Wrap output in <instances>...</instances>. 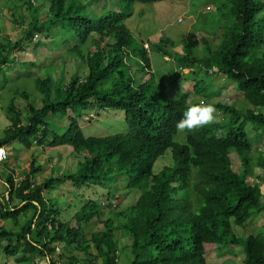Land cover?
<instances>
[{"label":"trees","instance_id":"16d2710c","mask_svg":"<svg viewBox=\"0 0 264 264\" xmlns=\"http://www.w3.org/2000/svg\"><path fill=\"white\" fill-rule=\"evenodd\" d=\"M23 1L22 9L32 19L28 25L24 24V15L13 19L21 27V35L15 41L4 35L0 42V75L20 62L12 52L32 42L39 43L34 40L36 34L60 28L78 40L79 44L74 43L69 50L78 54L89 73L85 79L74 73L61 87H56V80L49 75L38 78L36 86L43 93L40 107L28 100L25 111L14 102L8 105L10 125L0 136V145H68L73 149V165L77 164V168L74 172L61 171L63 175H55L54 171L41 183L34 179L42 170L36 162H31L19 183L9 174L5 180L8 192L0 196V219L11 220L16 226L22 215L27 220L19 230L0 226V241L7 240L0 253L21 263L43 258L47 264H119L122 252L128 264H208L206 255L219 250L227 259L235 255L228 263L264 264V231L256 235L251 232L255 217L264 211V154L254 151L264 133V16H258L264 3L225 0L233 22L220 30L222 37L213 59L205 57L202 63V58L195 56L199 43L194 32L180 42L183 53H175L176 59L181 71L192 69L186 76L194 82L197 94L202 97L209 92L210 84L201 87L199 77L202 70H211L233 81L248 104L238 108L236 101L205 100L223 117L185 131L184 138L177 141L180 132L175 123L189 106L200 101L191 103L186 93L175 100L162 101V90L152 83L154 73L148 50L144 44L141 49L135 47L125 23L136 3L161 0H120L126 6L124 11L109 10L97 18L85 14L79 1L50 0L52 14L43 21L34 0ZM226 3L218 9L223 10ZM93 33L101 43L105 39L113 42L99 45L93 52L80 49ZM66 41L71 42L69 38ZM160 41L176 44L171 39ZM133 62L150 74L149 79L141 82L136 78L131 71ZM59 78L62 80V75ZM105 109L124 111L128 132L86 136L80 119L94 122ZM91 110L96 112L95 118L90 117ZM52 114L69 120V126L62 128L64 133H59L61 128L55 122L52 129L46 120ZM249 123L253 133L247 130ZM168 150L172 159L156 171V162ZM233 152L240 158L239 170L234 167ZM73 165L70 162L67 169L72 170ZM256 168L262 173L257 175ZM255 176L253 182L248 180ZM121 181L125 188L119 186ZM66 183L77 188L71 196L73 201L82 199L80 209L73 215L76 225L62 217L54 200L44 197L54 185ZM93 186L98 190L90 197L84 189ZM132 189L139 191L137 201L118 210L122 196ZM101 197H106L111 211L106 218H102L105 206ZM96 218H102L104 229L87 238L84 227ZM236 228L244 235L239 236ZM117 230L128 234L131 243L122 246ZM236 245L245 252L242 263H238L236 251H229ZM225 260L213 264H226Z\"/></svg>","mask_w":264,"mask_h":264},{"label":"rangeland","instance_id":"374dc122","mask_svg":"<svg viewBox=\"0 0 264 264\" xmlns=\"http://www.w3.org/2000/svg\"><path fill=\"white\" fill-rule=\"evenodd\" d=\"M34 5H38V15L40 21L45 20L50 13V0H34ZM82 5L83 12L92 18L105 14L109 10L124 11L126 6L120 0H76ZM264 3V0H260ZM222 3H226L225 0H161L155 3H136L134 5L133 14L131 17L125 19L127 27L131 30L135 47L141 49L142 45L148 50L149 57L152 63V71L154 73V80L152 83L155 87L162 90L164 98L163 102L167 100H175L182 94H189L190 102L195 103L197 101H236L238 108H246L247 101L242 97V93L237 90L235 83L227 78L221 72L213 73L211 70H202L200 75L202 79L201 87H206L210 84L209 92L205 93V96H200L194 91V82L190 80V76H186L192 69L179 68V60L176 59L175 53H183L182 45L180 42L191 32L197 35L198 46L195 48V56L202 58V63L205 62V57L209 59L214 58L215 50L220 43L221 33L220 30L225 26L230 25L233 19L230 14V6L226 3L223 10H219L218 7ZM213 7L212 10H207L206 6ZM24 7L23 0H0V42L3 41L4 35L17 40L21 35V27L18 24L13 23V19L19 20L24 15V24L28 25L31 22L32 17ZM24 13V14H23ZM258 16H264V8L260 11ZM183 20L182 22L180 20ZM67 33V32H66ZM64 33L61 28L57 31L40 32L38 40L39 43L32 42L23 50H16L12 52L13 56H18L19 63H16L7 69L6 72H2L0 77V136L4 135V130L9 127L10 122L7 117V108L11 102H14L16 107L25 111L27 109L28 101L33 103L36 107L42 105L43 93L38 91L36 86V79H44L46 76H51L56 80V87H61L63 82L70 81L72 74L78 73L82 79H85L89 73V68L84 62H81L80 57L76 52L69 50V47L79 44L78 40L70 33ZM69 38L71 42L66 41ZM162 39H171L175 41V46L171 43H163ZM112 40L105 39L103 43L100 42L96 33H93L89 38L86 45H82L80 49H84L86 52L96 51L99 45L106 46ZM169 42V41H168ZM168 55V56H165ZM175 55V56H174ZM40 58L43 61H40ZM26 62V63H25ZM33 63V64H31ZM199 69L198 66H195ZM131 71L141 82L149 79L150 74L144 71L143 68L138 66L136 62L131 63ZM5 73V74H4ZM200 74V73H199ZM60 75H62V80ZM54 84V81H52ZM28 100V101H27ZM95 110V109H93ZM89 111L90 117L95 118V113ZM56 125L60 128H66L69 126V120L65 117H59L58 114H52V117H47V121H50L53 129L54 118ZM217 119H221L223 115L216 110ZM49 119V120H48ZM53 122H52V121ZM94 122L90 120L80 119L81 127L84 130L86 136L105 137L109 135H116L120 133H126L129 127L125 120V112L118 109H105L100 111L99 119H94ZM98 120V121H97ZM91 122V123H90ZM247 130L253 133V128L249 123ZM184 132H180L175 140H181L184 138ZM253 141V138L251 136ZM13 146H10L12 155L9 156V160L6 161L0 167V176L2 179L9 178V166H12L13 162L16 164L13 176L17 179L25 176V172L30 168L32 160L35 159L36 165H42V170L39 174L35 175V178H39L40 181H44L46 178L43 174H48L53 166H58L59 161H62L63 167H67V163L71 162L73 157L70 158L71 149L67 146L62 148L57 147H41L34 146V149L29 148L30 151L25 153L24 150L15 149L19 142H15ZM35 144V143H34ZM22 146V144H20ZM50 146V145H48ZM45 147V146H44ZM72 151V150H71ZM23 154V156H21ZM232 160L236 170L240 169V158L232 153ZM170 150L160 158L155 165V170L159 171L165 162L171 160ZM67 160V161H66ZM70 164V163H68ZM73 164V162H71ZM77 164L75 166V170ZM53 173V171H52ZM43 175V176H42ZM15 178V179H16ZM123 179V178H121ZM249 180V179H248ZM16 181V180H15ZM20 179L16 181L19 183ZM250 182L252 180L250 179ZM5 185V184H4ZM7 187V185H5ZM125 188V183L121 181L120 185ZM74 186L71 184L55 186L51 190L45 193L47 198H51L53 203L61 207V213L65 220H70L72 225H76V221L73 219V212L78 211L81 207L82 199L69 202L71 196H74V191L71 190ZM74 190L77 188L74 187ZM121 189V188H120ZM71 190V191H69ZM87 195L90 197L97 193L95 186L84 189ZM264 191V185H262ZM2 188L0 187V194ZM77 191V190H76ZM74 192V193H73ZM79 193V192H78ZM102 192L98 193L101 196ZM139 191L132 189L127 191L122 196L123 201L118 207V210L127 209L137 201L139 197ZM104 202L103 205L105 215L102 218H106L111 214L106 204V197H101ZM71 201V199H70ZM71 204V207H67ZM102 218H96L88 225H85V235L90 238L91 235L97 231L104 229V223ZM27 220V217L22 215L20 217V225L16 226L11 220L4 222L0 219V226L4 225L6 228L19 230L21 225ZM252 220V219H251ZM250 220V221H251ZM253 234H260L264 231V211L258 213L254 220ZM249 225V220L246 222ZM236 233L239 236L244 235V231L236 228ZM117 237L121 240L122 246L127 243H131V237L122 230H117ZM7 240L0 241V249ZM120 248V247H119ZM230 252H237L238 263H242L245 258V252L240 245L230 246ZM62 248H60L61 252ZM225 250V249H224ZM92 251L94 248L92 247ZM227 251V250H226ZM236 251V252H235ZM81 252V251H80ZM78 252V253H80ZM126 253L121 252L119 257V264H128L124 258ZM226 254L217 250L211 254L206 255L208 264L213 263H228L230 259H233L235 255H232L228 259L225 258ZM38 258L32 262H17L15 257H8L3 252L0 253V264H47V261L43 258Z\"/></svg>","mask_w":264,"mask_h":264},{"label":"clouds","instance_id":"9594fccd","mask_svg":"<svg viewBox=\"0 0 264 264\" xmlns=\"http://www.w3.org/2000/svg\"><path fill=\"white\" fill-rule=\"evenodd\" d=\"M206 9L207 10H212L213 7L208 5V6H206ZM180 21L182 22L183 20L181 19ZM86 43H85V45H86ZM144 46H145V44H144ZM63 83H64L63 86L67 85V82L66 83L63 82ZM215 122H217L215 106L213 104H210V103H207V102L201 100L199 103L192 104L191 106H189L186 109V111H184V113L182 115V118L179 119L175 123V128H176L177 132H185V131L191 132V131H193V130H195L197 128H201V127L213 124ZM2 146H5V145H2ZM5 147L7 148V146H5ZM7 150H8V148H7ZM4 155H5L4 149L0 148V159H3ZM8 159H9V150H8V158H7V160H5L0 165V167L6 161H8Z\"/></svg>","mask_w":264,"mask_h":264},{"label":"crops","instance_id":"0c3cea01","mask_svg":"<svg viewBox=\"0 0 264 264\" xmlns=\"http://www.w3.org/2000/svg\"><path fill=\"white\" fill-rule=\"evenodd\" d=\"M40 61H43L41 58H40ZM14 65V64H13ZM3 72H6V71H3ZM5 74V73H4ZM1 76H3V75H0V77ZM50 117H52V115L50 116ZM60 117V116H59ZM54 118V117H53ZM54 122H55V125H56V121H55V118H54ZM57 126V125H56ZM58 127V126H57ZM59 133H64V129H59ZM262 137H261V140L260 141H258L256 144H255V146H254V151H260V152H262L263 154H264V133L261 135ZM14 144H16V143H13V144H11V145H7V148H9L10 149V146H13ZM36 146H38V147H41L42 149H45L46 147H52V146H45V147H43V146H40V145H37V144H33L30 148L31 149H34ZM64 146H67V147H69V149H71L69 152H71V155H70V158L71 157H73V158H76L75 157V155H74V153H73V149H72V147H70V146H68V145H64ZM57 148H62L63 146H56ZM18 149V150H24L25 151V153H28V151H30L29 150V148H27V147H24L23 145L21 146L20 144H17L16 146H15V149ZM8 149V150H9ZM233 153H235V152H233ZM236 154V153H235ZM12 155V151L10 150V154H9V156H11ZM74 155V156H73ZM237 155V154H236ZM21 156H23V154L21 155ZM9 160V159H8ZM33 162L34 161H36L35 159H33L32 160ZM67 161V160H66ZM75 161V160H74ZM74 161H73V159H72V161L71 162H73V164H74ZM241 162V161H240ZM10 163H12V166H9L8 167V169H9V173L8 174H14V171L13 170H15L16 168H15V166H16V164L15 163H13L12 161L11 162H9V164ZM58 163V166H53V168L52 169H50V172L48 173V174H43L45 177L44 178H47V177H49L50 175H52L53 173H54V171H55V175H59V174H62V172L61 171H65L66 173L67 172H74V171H76L75 170V166L76 165H73V169L72 170H68L67 168H68V163H70V162H68L67 163V167H63V165H62V161H59V162H57ZM52 171H53V173H52ZM255 173L258 175V174H261L262 173V169H260V168H256V170H255ZM39 174V173H38ZM64 174V173H63ZM62 174V175H63ZM42 175V176H43ZM54 175V176H55ZM14 177V180H21V179H23L22 178V176L21 177H19V179H17L15 176H13ZM16 178V179H15ZM255 178H256V176L255 177H249V181H250V179L252 180V182L255 180ZM35 179V182H37V183H41L42 181H40V179L39 178H34ZM6 179H2V176H0V187L2 188V191H1V194H0V196L1 195H3V194H5L6 192H8V189H7V187L5 186V185H7L6 184V181H5ZM5 184V185H4ZM70 183H67V185H69ZM60 185H64V184H56V185H54L53 187H55V186H60ZM262 185H264V182L262 183ZM74 188V187H73ZM72 188V190L73 191H75L74 189ZM261 190H262V186H261ZM262 192H264L263 190H262ZM46 193V192H45ZM45 193H44V197L47 199V197H46V195H45ZM49 199V198H48ZM70 199H71V201H70ZM69 199V202H72L73 201V199L72 198H70ZM69 202H68V205H67V207H71V204H69ZM59 207V206H58ZM61 208V207H60ZM77 212V210L76 211H74L73 212V215H75V213ZM62 214V216H63V213H61Z\"/></svg>","mask_w":264,"mask_h":264},{"label":"built area","instance_id":"2783aa9c","mask_svg":"<svg viewBox=\"0 0 264 264\" xmlns=\"http://www.w3.org/2000/svg\"><path fill=\"white\" fill-rule=\"evenodd\" d=\"M38 38H39V35L36 34V35L34 36V40L37 41ZM0 148H3L4 151H5L4 158H3V159H0V165H1V164H2L5 160H7V158H8V150H7V148H6L5 146H2V145H0ZM50 228H51V226H50Z\"/></svg>","mask_w":264,"mask_h":264}]
</instances>
